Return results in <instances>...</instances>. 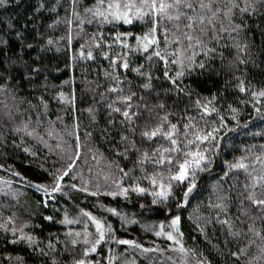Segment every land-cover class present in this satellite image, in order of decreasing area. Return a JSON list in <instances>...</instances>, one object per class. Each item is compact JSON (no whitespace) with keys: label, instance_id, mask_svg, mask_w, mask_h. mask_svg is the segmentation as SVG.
<instances>
[{"label":"snow or ice","instance_id":"1","mask_svg":"<svg viewBox=\"0 0 264 264\" xmlns=\"http://www.w3.org/2000/svg\"><path fill=\"white\" fill-rule=\"evenodd\" d=\"M0 264H264V0H0Z\"/></svg>","mask_w":264,"mask_h":264}]
</instances>
